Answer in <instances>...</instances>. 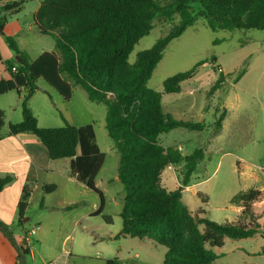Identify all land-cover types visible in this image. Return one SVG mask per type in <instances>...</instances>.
<instances>
[{
    "label": "trees",
    "instance_id": "trees-1",
    "mask_svg": "<svg viewBox=\"0 0 264 264\" xmlns=\"http://www.w3.org/2000/svg\"><path fill=\"white\" fill-rule=\"evenodd\" d=\"M24 0L0 3V30L9 17L24 10ZM179 21L169 33L149 49L129 60L134 47L153 30L154 21ZM199 19L211 30H261L264 32V0H43L36 15L35 26L40 35H50L56 50L44 52L32 61L22 52L13 37H5L9 49L20 57L7 62L10 78L0 80V96L9 92L23 95L22 121L9 124L11 136L31 134L47 150L52 161L70 159V174L100 198V207L93 216L102 215L104 193L96 186V177L105 162L98 146L93 125L42 128L29 106V101L43 80L65 101L81 87L87 99L107 108L106 130L119 153L118 179L126 195L121 212L122 229L116 238L150 239L166 248L161 264H213L218 255L213 249L224 247L226 238L238 241L253 236L264 237V224L254 203L264 193L251 188L240 191L230 202L242 208L237 222L217 223L206 218L205 210L192 213L182 196L199 163L205 158L201 148L183 156L175 147L164 148L161 136L176 130L202 132L204 122L184 121L165 111L164 94L182 91L183 82L191 80L203 60L190 71L179 72L164 81L163 93L148 87L153 71L161 63L170 43L182 36ZM211 64L216 63L212 58ZM13 68H16L13 71ZM218 72V68L215 67ZM215 72V73H216ZM246 71L235 79L237 83ZM227 75L217 74L209 95L220 91ZM214 135L222 130L227 110L215 112ZM0 111V131L6 125ZM183 164V179L178 189L168 191L162 186V173L172 165ZM14 182L13 176L0 178V192ZM56 185H46L45 194ZM19 204L20 222L29 206L30 192L25 188ZM201 196V194H199ZM203 203L207 200L202 198ZM107 224L111 218L103 215ZM0 230L16 245L12 227L0 221ZM19 257L29 255L17 247ZM105 264H155L137 258L105 261Z\"/></svg>",
    "mask_w": 264,
    "mask_h": 264
},
{
    "label": "rangeland",
    "instance_id": "rangeland-1",
    "mask_svg": "<svg viewBox=\"0 0 264 264\" xmlns=\"http://www.w3.org/2000/svg\"><path fill=\"white\" fill-rule=\"evenodd\" d=\"M24 1V10L12 19L13 22L19 21L27 27L32 26V34L23 37L29 46L35 39L34 14L40 0ZM178 21V16L172 22L161 19L154 21L153 30L134 47L129 60L136 61L138 53L149 49L160 38L166 36ZM205 22L204 19H199L194 26L188 28L182 36L167 46L163 60L153 71L148 87L163 93L164 81L167 78L179 72L190 71L197 63L207 61L200 66L191 80L183 82L182 93L164 94L162 101L167 111H171L176 105L189 103L193 117L184 120L199 121L200 113L203 112L210 123L216 120L214 111L218 109L222 112L226 100L234 104L233 115L228 119L224 133L225 136L233 138L215 141L211 145L205 162L200 165L193 182L184 191L183 202L193 212L199 209L205 210L206 218L217 223L237 222L241 213L232 206L230 198L240 191L251 188L264 189V32L256 29L213 31ZM40 46L37 45V50L41 49ZM212 58L216 59L215 64L210 63ZM215 67L218 68V72L215 71ZM221 68L223 74L228 76V80L220 91L211 96L209 92L216 82L217 74L222 72ZM243 70L246 72L235 83L236 77ZM46 85L40 82L38 88L49 87ZM48 90L53 98L59 100L58 107L50 108L45 113L35 107L39 116V126L60 128L67 125L75 127L93 125L97 132L98 145L107 153L104 167L96 180L97 187L104 193L105 205L102 215L93 216L96 212L93 204L95 201L100 202L98 195L86 187L82 188L76 181H74V190L67 189L65 183L60 182L59 191L51 193L49 197L45 196L47 203L53 204L56 208H60L64 200H66L65 204L73 202L70 210L57 212L68 220L64 228L65 234L57 243V250L60 252L57 262L61 264L72 254L70 264H105V261L114 258L131 259L136 256L144 263L161 264L167 250L155 241L131 237L115 238L122 229L121 212L126 191L117 178L120 160L109 154L110 149H113V142L106 128L101 126L107 117L106 106L90 102L84 89L79 86L73 88L72 98L65 102L58 98L54 90L51 88ZM190 96L193 99L191 103ZM238 98L239 102H237ZM173 100L176 101L175 105H171L170 108L169 101ZM0 111L4 112L6 117V126L0 133L2 138L6 133L8 121L15 123L21 120V103L17 93L9 92L0 96ZM170 111L169 113H172ZM193 134L194 132L176 129L161 136L160 143L164 148H168L174 146V140L177 138H181L182 141L190 139V142H182L181 145L184 152L188 150L192 153L202 147L201 140L194 139ZM249 141H253L252 145L249 144L250 146L244 150L239 149ZM240 156L247 160L239 159ZM182 174L183 172L176 171L180 185ZM162 186L168 191H173L176 187V179L170 168L163 171ZM201 193L207 196L206 203L200 198ZM44 194L42 191L34 194L26 217L31 218V221L27 224L32 225L37 222L38 214L43 213L44 209H41L40 205L43 204ZM256 208L260 212L257 214L259 221L264 224V208L260 205ZM103 215L111 218L110 224L104 221ZM263 243V239L256 235L238 241L227 238L223 249H213L219 258L214 264H264V253L260 256L251 254L262 248ZM34 244L38 250L37 263L40 264L38 256L42 248L39 244ZM63 250L67 252L66 255H63Z\"/></svg>",
    "mask_w": 264,
    "mask_h": 264
},
{
    "label": "crops",
    "instance_id": "crops-1",
    "mask_svg": "<svg viewBox=\"0 0 264 264\" xmlns=\"http://www.w3.org/2000/svg\"><path fill=\"white\" fill-rule=\"evenodd\" d=\"M6 1H12V0H3V2H6ZM42 2L43 0L38 1V6L34 14V25H35V15ZM14 16L15 15H13L12 17ZM12 17H9V20L7 24L5 25L4 29L2 31L0 30V72H1L0 80H7L10 78V73L7 68L8 67L7 62L12 60L13 58H16L15 54L12 53L8 45L5 43L6 42L5 37L15 38L19 49L22 52L26 53L32 61L38 59L44 52H51V51L56 50L55 39L50 35H40L37 32V29L35 31V35L33 36L35 38L34 41L31 42L30 43L31 45L28 46V44L25 43L26 41L24 40L23 37H25L28 34H32L33 32L32 26L27 27L25 25L20 24L19 21L13 22ZM37 45L38 46L41 45L40 46L41 49L37 50ZM222 73H224L223 69H222ZM227 80H228V76H227ZM40 82H43L44 85L46 84L43 80H40L38 83ZM48 88L50 87L43 86V89L38 88V90L33 94V96L31 97L29 101V106L31 110L33 111L34 115L37 117L36 119H38L39 116L36 113L35 107H38V109L43 113H45V111L48 112L50 108L56 109V107H58L59 100L57 98H53L52 95L49 94ZM182 92H183V87L180 93ZM180 93H177V94H180ZM55 94H57V92ZM57 95L60 100H63L65 102V100L59 94ZM23 96H24V93L21 96L18 95L19 103L22 102ZM191 100L193 99L192 98L190 99V103L192 102ZM169 102H170L169 106L171 108V105H175L174 103L176 101L173 100ZM237 102H239V98L237 99ZM163 106L165 108V111L169 113L170 110L167 111L165 103H163ZM233 106L234 104L228 100H226L223 103V109L225 108L227 110V116L225 118V121L223 122L222 130L217 135L213 134L214 130H213L212 125L214 122L210 123L209 121H207L206 116L203 112L200 113L199 121L184 120V119H188L187 117H193V113L191 111V107L189 106V103H187L186 105L182 104L181 106L176 105L175 108L171 110L172 113L170 114L178 120L204 122L208 126L206 130L202 132H194L193 134L194 139L201 140L202 147L200 148L204 150L205 158L199 163L197 167V171H195L194 174L192 175L189 185L193 182V178L195 177L194 175L196 172L199 171L200 165L205 162L207 158L206 156L208 153V149L211 147V145L215 143V141L233 138V137L225 136L224 134L226 132V124L228 122V119L231 118L233 115L232 113ZM16 112L17 111L15 110L14 113ZM215 112L216 110L214 111V118L216 119ZM237 116L238 118H240L239 114ZM21 117H22V109L20 113V118ZM4 118L6 121V117ZM21 121H22V118L21 120L20 119L17 120L15 123H19ZM10 123H12V121H8L7 130H6L5 135L2 138L0 137V178L6 177L8 175L13 176L14 182L6 186L3 189V191L0 192V221L12 227L13 239L16 245H13L12 243H10V240L0 230V264H20V257H19V252H18L17 247L23 246L22 242H24V236H25L26 231L29 229L30 226L33 227L35 225H39L40 230L34 236L35 238L33 239L32 250L30 254L26 257L27 264H38L37 255H36L38 250L36 248V244L34 243L39 244L40 247L42 248L41 250H39V256H38L40 260V264H60L57 262L60 256V252L57 250V246H58L57 243H59L61 236L65 234L64 228H65V224L68 223V220H66L64 216L58 215L57 212H61V210H70L73 207V202L71 201L69 202V204H65L66 200H64L60 208L58 207L56 208L53 204L47 203V197H49L51 193L44 194L43 188L46 185L54 184L57 187L52 193H55L60 190V185H61L60 182L65 183L66 188L70 190H74V181L79 183V185H81L82 188H85V186L82 185V183L78 182L74 177L71 176L70 169H69L70 159L52 161L51 159H49L48 153L45 147L42 144H40V142L36 139L35 136L31 134L11 136L9 133ZM38 123L40 125L39 119H38ZM101 126L106 128V122L102 124ZM96 139H97V132H96ZM174 141H175V144L174 146H171V147H175L181 150V152L183 153V156H187L191 154L190 151L188 150L184 152L183 145H181L182 142L183 143H186V141L190 142L191 141L190 139L182 141L181 138H177ZM97 143H98V140H97ZM252 143L253 141H249L247 145H244L243 147L241 146V148L239 149L244 150L248 148L250 145H252ZM102 152L104 153L105 159H106L107 153L104 151ZM109 154L113 157H118L120 160L119 153L115 151L114 149H110ZM239 159H242L244 161L247 160V158L243 156H240ZM60 162H63V163H60ZM237 164H238V167L240 168L241 167L240 162H238ZM169 168L172 170L175 176V179H176V187L174 189L176 190L179 188L178 186L180 185L178 183L176 171L179 170V173H181L185 171V169H184L183 164L172 165ZM97 177H96V180H97ZM54 179H57V180H54ZM189 185L185 189H187ZM96 186H97V183H96ZM25 188L27 189L28 192H30L31 196L28 201L29 206L27 210L25 211L24 216L22 217L23 219L20 222L19 204H20L21 197L23 194L22 192L24 191ZM39 191H42L44 194L43 204L42 206L40 205L41 209H44V210H43V213L38 214V218L36 220L37 222L30 225L27 223L31 221V218L29 217L26 218V217L29 211V207L32 205L33 196L35 193ZM259 191L264 193V189H259ZM183 196H184V193H183ZM183 196H182V200H183ZM206 197L207 196L201 193V196H200L201 199L204 198L205 200H207ZM258 205L264 208V197L261 198L258 202L254 203V210L256 214L260 213L256 208ZM232 206L236 207L240 213L242 212V208L238 206H234V205ZM99 207H100V202L95 201L93 204L94 211H97ZM191 212L195 213L196 211L195 212L191 211ZM259 224L263 225L261 224L260 221H259ZM257 236H260L264 241L263 236L261 235H257ZM67 238L68 236L65 238L64 243ZM243 240H246V239H243ZM225 246H226V240H225L224 247ZM224 247L220 249H223ZM261 247L262 248L258 249L256 253L254 252L251 254H255L256 256H260L261 254H263L264 253L263 251L264 243L261 245ZM66 253L67 252L63 250V255H66ZM72 256L73 255L71 254L70 256L71 259H72ZM70 257L69 259H64L61 264H70ZM134 258L139 259L138 256ZM118 259H126V258H118Z\"/></svg>",
    "mask_w": 264,
    "mask_h": 264
},
{
    "label": "built area",
    "instance_id": "built-area-1",
    "mask_svg": "<svg viewBox=\"0 0 264 264\" xmlns=\"http://www.w3.org/2000/svg\"><path fill=\"white\" fill-rule=\"evenodd\" d=\"M3 0H0V3H2ZM16 68H13V71H15ZM1 74V72H0ZM40 230V226L39 225H35L33 227H31L30 229H28L25 233L24 236V242L23 243V249L27 250L30 254L31 250H32V246H33V239L34 236L37 234V232Z\"/></svg>",
    "mask_w": 264,
    "mask_h": 264
},
{
    "label": "water",
    "instance_id": "water-1",
    "mask_svg": "<svg viewBox=\"0 0 264 264\" xmlns=\"http://www.w3.org/2000/svg\"><path fill=\"white\" fill-rule=\"evenodd\" d=\"M16 58H17L18 61H20V57L18 55L16 56ZM20 264H27L25 255H22L20 257Z\"/></svg>",
    "mask_w": 264,
    "mask_h": 264
}]
</instances>
